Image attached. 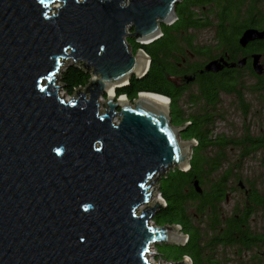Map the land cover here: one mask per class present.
<instances>
[{"label":"water","instance_id":"95a60500","mask_svg":"<svg viewBox=\"0 0 264 264\" xmlns=\"http://www.w3.org/2000/svg\"><path fill=\"white\" fill-rule=\"evenodd\" d=\"M180 1L0 0V264H150L151 246L185 242L178 225L153 223L164 205L153 185L188 170L196 141L180 138L186 124L171 123L169 98L115 94L150 64L126 38L161 37ZM260 40L264 30L247 28L238 43ZM260 61L251 55L256 75ZM67 62L90 74L69 99L56 85Z\"/></svg>","mask_w":264,"mask_h":264},{"label":"trees","instance_id":"16d2710c","mask_svg":"<svg viewBox=\"0 0 264 264\" xmlns=\"http://www.w3.org/2000/svg\"><path fill=\"white\" fill-rule=\"evenodd\" d=\"M204 7L207 9L204 10ZM175 12L176 19L170 25L160 26L162 35L158 39L148 44H139L130 37L126 39L131 52L142 49L149 56L150 64L145 75L139 78L132 76L126 85L115 90V94L124 95L130 101L143 92L168 97L171 123L174 126L186 124L180 138L197 142L192 148L188 170L173 168L157 181L165 205L155 213L153 223L178 225L187 237L184 244H163L164 250L156 246L157 257L172 262L188 257L192 264H204L212 259L213 254L209 251L215 250L220 243L248 248L259 242L260 235L250 231L247 220L264 203V198L250 187L253 190L250 201L243 208H236L225 219L220 204L225 201L226 183L233 174L231 169L220 170L225 163L226 146L238 147L240 156L245 157L264 148V138L246 133L236 140H226L223 136L212 139L210 128L223 92L237 95L243 115L248 112V105L243 99L244 89L264 93V74L256 75L251 67L252 54L258 53L264 58V40L251 42L245 48L238 43L247 28L264 30V0H181ZM209 15L216 18L215 38L222 48V53L211 57L210 61L223 58L224 53L229 63L238 61L236 58L240 54L241 58L249 55L243 67H229L225 73H206L203 71L206 63L198 65L188 59L182 67L178 66L191 49L200 53L193 45L189 31L210 26ZM199 68H202L201 73H205L197 76L198 88L188 94L186 101L191 106L199 105L198 111L186 114L178 103L189 87L177 84L176 78L183 75L184 78L191 77ZM241 69L254 76L257 83L244 87L238 81ZM89 79V72H85L80 64L65 63L59 74L60 85L68 95L86 86ZM208 149H213V154L207 155ZM195 181L201 189L200 193L193 185ZM220 228H223L221 232Z\"/></svg>","mask_w":264,"mask_h":264},{"label":"rangeland","instance_id":"374dc122","mask_svg":"<svg viewBox=\"0 0 264 264\" xmlns=\"http://www.w3.org/2000/svg\"><path fill=\"white\" fill-rule=\"evenodd\" d=\"M58 5V4H54ZM207 7H204L206 10ZM208 20L210 26L201 27L194 31H189L192 35V42L200 53L190 50L195 56L190 61L202 65L210 61L211 57H216L222 53V48L218 46L215 38L216 32V18L214 15H209ZM131 32V30H128ZM128 38V37H127ZM126 38V39H127ZM134 54V53H133ZM242 55L237 56V59H241ZM68 64L70 62H67ZM260 63L263 65L264 74V58H261ZM63 70V67H62ZM238 75V81L244 85V87H251L257 83V79L251 76L245 69ZM60 84V81L56 82V85ZM194 86V85H193ZM195 87V86H194ZM195 88L189 87L187 92L184 93L183 97L179 100L178 105L181 106L186 114L198 111L199 105H189L187 101L188 94L194 92ZM58 94L65 99L70 96L66 94L62 87L58 89ZM105 95L101 98L99 111L102 112L105 107ZM168 98V97H167ZM220 101L216 106L215 117H213V124L211 125V138L215 136H223L226 140H236L241 138L243 135L248 133L252 137H263L264 138V93L245 90L243 92V99L245 105H248V112L246 115L242 114L241 105L234 99L233 95L220 96ZM130 101V100H129ZM131 104L133 102L130 101ZM170 105V100H169ZM115 122L119 121L116 116L113 119ZM197 142L193 145L195 146ZM213 154V149L206 151L207 155ZM232 170L233 177L226 183L225 195L227 201H222L220 204L221 211L227 216L232 208L240 209L242 205L247 203L244 192L240 189L238 183L242 181L246 188L252 187L255 189L257 194L264 198V148H259L257 151L251 153L248 156L241 157L239 149L236 146L228 145L225 148V163L223 164L220 171ZM171 170V169H170ZM215 176V175H214ZM157 183V182H156ZM155 183V184H156ZM154 184V185H155ZM154 189L157 186H154ZM160 198L161 194L159 193ZM153 197V195H152ZM155 197V196H154ZM151 200H153L151 198ZM152 205V203H151ZM190 212L192 210H189ZM153 221V220H152ZM250 225L254 230H264V203L257 207L255 212L249 217ZM159 250H164L163 244L156 245ZM239 251V245L232 244L229 248L223 249L217 252V261L223 264L224 259L229 260V264L238 263L240 255L236 254L235 251ZM153 258L154 261H158L156 255Z\"/></svg>","mask_w":264,"mask_h":264},{"label":"flooded vegetation","instance_id":"af4514ba","mask_svg":"<svg viewBox=\"0 0 264 264\" xmlns=\"http://www.w3.org/2000/svg\"><path fill=\"white\" fill-rule=\"evenodd\" d=\"M194 54L193 53H190V52H187L186 53V55H185V57H183L182 58V62L180 63V64H178V66L179 67H182V64H184L185 62H186V59H188V60H190V61H192V59L194 58ZM248 56L249 55H247V56H245L246 58H248ZM223 58H224V61H225V53L223 54V56H222ZM246 63H247V60H246ZM245 63V64H246ZM236 68V67H235ZM201 69L202 68H199L195 73H192V75L193 76H195L194 78H193V80H191V81H189V82H186L184 79V75L182 76V77H179V78H176V81H177V84H179V85H181V86H184V87H190V86H192L193 88H195V90L198 88V82H197V76H199V75H202V74H204L205 72H202L201 73ZM230 68L229 67H223V69L221 70V71H219V73L220 72H223V73H225V71H227V70H229ZM206 73H209V72H206ZM195 87H194V86ZM223 95H233L234 96V99H236L237 100V102L239 103V101H238V97H237V95L236 94H234V93H232V94H229V93H222ZM238 185H239V183H238ZM240 187V186H239ZM240 189H242L243 190V192H244V195H245V198H247V203L250 201V199H251V196H252V192H253V190L251 189V188H246L245 187V185L243 184V187H240ZM226 198V201H227V197H225ZM243 206V205H242ZM241 208H243V207H241ZM240 208V209H241ZM235 209L234 208H232L231 210H230V213L227 215V216H229V215H231L232 213H233V211H234ZM227 216H225V219H226V217ZM250 216H251V214H250ZM249 216V217H250ZM223 218V217H222ZM247 225H248V227H249V229H250V231L253 233V234H259L258 236V240H259V242L258 243H256V244H254V245H252V246H249L248 248H246V247H243V246H239V251L238 250H236L235 251V253L236 254H238V255H240L241 257H240V259L238 260L239 262L238 263H235L234 262V264H264V230L262 231V230H260V229H257V230H254L251 226L252 225H250V221H249V219L247 220ZM224 228V227H223ZM223 228H220L219 230H220V232H221V230H223ZM261 239V240H260ZM229 244H225V243H220L219 245H217L216 246V248H215V250H213V251H209L210 253H212L213 255H212V259H211V261H209V262H206V263H204V264H221V263H219L218 261H217V252L218 251H221V250H223V249H226V248H229ZM190 260V259H189ZM191 261V260H190ZM190 264H192L191 262H190ZM223 264H229V260H227V259H224V261H223Z\"/></svg>","mask_w":264,"mask_h":264},{"label":"built area","instance_id":"2783aa9c","mask_svg":"<svg viewBox=\"0 0 264 264\" xmlns=\"http://www.w3.org/2000/svg\"><path fill=\"white\" fill-rule=\"evenodd\" d=\"M83 88V87H82ZM73 95V94H72ZM72 95H70V96H68L66 99H69L70 97H72ZM167 172V171H166ZM162 175H164V173L162 174ZM161 175V176H162ZM162 199V198H161ZM164 205H165V203H164ZM163 205V206H164ZM152 222V221H151ZM185 242H186V240H185ZM184 242V243H185ZM183 243V244H184ZM156 246H151L150 248H149V250H148V252H147V254H146V258H147V261L150 263V264H163V263H168V262H172V261H166V260H164V259H162L161 257H157V252H156V248H155ZM154 255H156V258H157V260L158 261H154ZM191 262V261H190Z\"/></svg>","mask_w":264,"mask_h":264},{"label":"bare ground","instance_id":"6f19581e","mask_svg":"<svg viewBox=\"0 0 264 264\" xmlns=\"http://www.w3.org/2000/svg\"><path fill=\"white\" fill-rule=\"evenodd\" d=\"M56 6H57V5H55V7H56ZM153 94H156V93H153ZM154 198H155V197L153 196L152 199H154Z\"/></svg>","mask_w":264,"mask_h":264}]
</instances>
